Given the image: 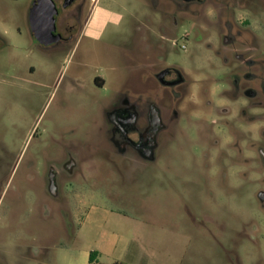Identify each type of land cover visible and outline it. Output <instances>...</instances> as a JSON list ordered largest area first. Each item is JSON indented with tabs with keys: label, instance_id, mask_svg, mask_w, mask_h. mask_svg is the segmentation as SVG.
<instances>
[{
	"label": "rangeland",
	"instance_id": "rangeland-1",
	"mask_svg": "<svg viewBox=\"0 0 264 264\" xmlns=\"http://www.w3.org/2000/svg\"><path fill=\"white\" fill-rule=\"evenodd\" d=\"M32 1L0 0V169L18 163L0 198L7 264H34L30 254L40 248L39 264H84L90 251L117 264H264V212L253 166L232 147L214 158V112L207 104L226 102V71L212 52L184 38L192 24L181 21L168 40L160 30L170 25L164 6L153 11L148 0H96L76 45L42 49L31 31ZM212 7L204 6L197 24L212 18ZM68 13L62 10L60 18ZM236 17L252 20L261 53L260 10L243 7ZM138 28L150 30L149 58L138 47ZM142 63L179 66L196 92L181 103V118L156 162L139 166L120 162L100 128L119 92L154 87L142 82ZM97 76L107 80L103 89L93 83ZM67 151L78 168L60 180L62 201L45 219L46 166ZM58 207L69 213V228ZM107 243L115 249L109 252Z\"/></svg>",
	"mask_w": 264,
	"mask_h": 264
},
{
	"label": "flooded vegetation",
	"instance_id": "flooded-vegetation-1",
	"mask_svg": "<svg viewBox=\"0 0 264 264\" xmlns=\"http://www.w3.org/2000/svg\"><path fill=\"white\" fill-rule=\"evenodd\" d=\"M52 1L58 11L55 28L59 40L46 47L34 40L42 49H64L71 44L76 45L84 35L86 22L96 0ZM148 4L153 11L160 5L164 6L163 13L169 18L170 25L168 30L163 27L160 30L168 40L176 35L181 21L191 23V32L186 33L184 38H188L195 47L202 46L220 59L226 71L225 82L229 91L223 93V97H226L224 104H213L210 101L207 104L214 112V158L217 160L218 151L226 147L236 149L241 155L243 152L244 162L253 166L250 169L254 180L252 183L258 184L259 188L255 197L264 212V48L260 53L255 47L257 29L253 27L252 20L238 21L236 17L237 10L243 7L260 10V28L264 37V0H245L243 3L234 0H148ZM206 5H212L210 10L215 12H211V19L206 18L204 22L197 24L196 19ZM62 10L69 12L63 19L60 18ZM150 37L148 28L143 31L137 29L138 47L146 54V58L150 57L152 48ZM118 51L120 54V44ZM138 69L143 73L142 82L150 80L154 87L142 91L129 88L119 92L104 110L100 131L106 138L109 150L120 162L143 166L156 162L158 149L166 139L170 140L174 126L181 118V103L192 98L187 96L188 92L194 97L196 88H193V83L177 65L152 69V66L147 68V64L142 63ZM93 83L97 88L103 89L107 80L97 76L93 78ZM117 83L120 86V80ZM17 164L12 168L6 165L4 171L0 169V198L5 191L6 196L8 186H12L11 177ZM77 164L70 151L66 152L62 160L47 163L44 180L49 200L40 203L43 218L47 219L53 214V203L62 201L59 182L61 179L71 178L78 168ZM28 167L32 170L34 162H29ZM8 168L10 172L7 176L5 170ZM228 168L232 175H236L234 166L230 165ZM50 176L58 187V194L55 196L48 190ZM58 212L64 225L69 228V213L59 207ZM11 222V214L7 212L4 227L9 229ZM1 248L0 264H7ZM30 255L34 264H39L43 249H35Z\"/></svg>",
	"mask_w": 264,
	"mask_h": 264
},
{
	"label": "water",
	"instance_id": "water-1",
	"mask_svg": "<svg viewBox=\"0 0 264 264\" xmlns=\"http://www.w3.org/2000/svg\"><path fill=\"white\" fill-rule=\"evenodd\" d=\"M57 14L58 11L52 0H34L32 3L29 14L31 31L41 46H50L59 40L55 28ZM48 190L53 196L58 194V187L52 176L48 180Z\"/></svg>",
	"mask_w": 264,
	"mask_h": 264
},
{
	"label": "crops",
	"instance_id": "crops-1",
	"mask_svg": "<svg viewBox=\"0 0 264 264\" xmlns=\"http://www.w3.org/2000/svg\"><path fill=\"white\" fill-rule=\"evenodd\" d=\"M105 247L107 248V250H108L109 252H111V251H113V250L115 249V246H114L113 244H111V243H107ZM97 253H98V252H97ZM88 255H89V253H88ZM97 259H98V261H99L100 263H102V264H115V263H117V261H112V262H110V263H104V262H102V261L100 260V259H101V253H98ZM84 264H88V257H87V260H86V262H85Z\"/></svg>",
	"mask_w": 264,
	"mask_h": 264
},
{
	"label": "trees",
	"instance_id": "trees-1",
	"mask_svg": "<svg viewBox=\"0 0 264 264\" xmlns=\"http://www.w3.org/2000/svg\"><path fill=\"white\" fill-rule=\"evenodd\" d=\"M97 256L98 253L96 251H90L88 255V264H102L98 261Z\"/></svg>",
	"mask_w": 264,
	"mask_h": 264
}]
</instances>
